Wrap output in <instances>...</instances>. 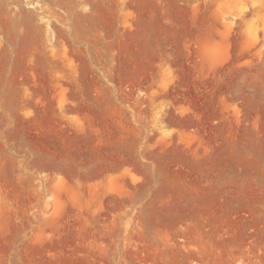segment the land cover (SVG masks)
I'll use <instances>...</instances> for the list:
<instances>
[{
  "label": "rangeland",
  "instance_id": "rangeland-1",
  "mask_svg": "<svg viewBox=\"0 0 264 264\" xmlns=\"http://www.w3.org/2000/svg\"><path fill=\"white\" fill-rule=\"evenodd\" d=\"M0 264H264V0H0Z\"/></svg>",
  "mask_w": 264,
  "mask_h": 264
}]
</instances>
